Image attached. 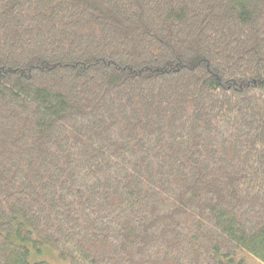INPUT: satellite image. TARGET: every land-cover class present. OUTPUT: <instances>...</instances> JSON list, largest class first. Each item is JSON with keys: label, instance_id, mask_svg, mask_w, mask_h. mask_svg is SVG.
<instances>
[{"label": "trees", "instance_id": "trees-1", "mask_svg": "<svg viewBox=\"0 0 264 264\" xmlns=\"http://www.w3.org/2000/svg\"><path fill=\"white\" fill-rule=\"evenodd\" d=\"M264 263V0H0V264Z\"/></svg>", "mask_w": 264, "mask_h": 264}, {"label": "rangeland", "instance_id": "rangeland-1", "mask_svg": "<svg viewBox=\"0 0 264 264\" xmlns=\"http://www.w3.org/2000/svg\"><path fill=\"white\" fill-rule=\"evenodd\" d=\"M30 261L35 264H72L68 258L62 256L54 247L44 246L41 252H32ZM236 261L242 264H264L245 252H239Z\"/></svg>", "mask_w": 264, "mask_h": 264}]
</instances>
